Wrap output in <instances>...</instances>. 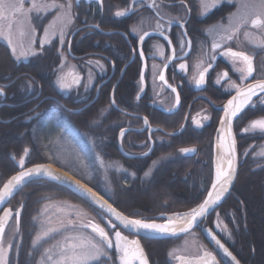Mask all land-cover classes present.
Returning a JSON list of instances; mask_svg holds the SVG:
<instances>
[{"label": "snow or ice", "instance_id": "obj_1", "mask_svg": "<svg viewBox=\"0 0 264 264\" xmlns=\"http://www.w3.org/2000/svg\"><path fill=\"white\" fill-rule=\"evenodd\" d=\"M88 2L91 3L92 0H88ZM96 2L100 7H103L104 0H96ZM197 2L198 14L206 17L224 0H197ZM227 2L234 4L236 11L227 17L226 25L221 22L206 29L208 35L213 36L214 39L209 51L203 52V47L201 48L203 56L196 62L195 68L197 71L192 76L195 86L202 88L206 83L209 70L214 66L213 62L219 55L224 56L230 62L232 69L240 74L239 79L242 82L240 84L236 83L235 80L229 77L227 71L220 73L215 81L217 84H220L222 80L229 81L227 88L229 91L234 89L235 95L224 106V119L220 121L221 136L218 144V147L223 150V155L218 158L215 181L211 184V190L207 192V198L198 207L191 209V211L177 213V219L169 217L166 223L149 222L145 219H132L117 211L111 203L97 195L91 187L82 184L80 180L73 179L68 172L58 173L54 171L52 163H38L33 167L25 168V157L29 155V149L25 148L23 156L18 160L21 170L18 174L11 176L7 183L3 185V189L0 190V206L4 205L12 197L13 192L17 188L22 187L29 181L41 182L44 178H47L60 184L72 183L78 191L84 193L94 204L98 205L101 211L97 214L102 218L105 215L108 217L107 227L109 230H112V235H110L109 231L99 223L91 220L84 222L80 217L87 216V213L82 210L76 213L75 218L69 215L66 220L61 221L56 227H48L45 221H41V231L33 241V248L40 245L42 241L48 242L50 239H55V243H52L50 247L44 248L43 254L40 256L37 264H114V254L118 255L119 264H149L148 257L140 244V240H129L120 230H117L118 225L113 222L112 217H115V220L119 221L123 228L130 229L136 235H139L142 231L147 234L171 236H176L178 232L191 233L198 222L205 217L208 210L217 205L224 197V194L229 191L230 186L236 178L237 160L236 139L232 132V121L245 108L249 106L255 108L257 104L264 105V0H227ZM79 3L80 0H28V6L26 7V0H0V37L7 41L11 47V53L17 61L21 60V58L27 60L29 56H37L40 54V51L34 47L37 36V25L34 21H38L41 16H47L49 13H52L53 18L47 27L43 29V40L40 43V50L43 49L45 44H51L56 36L59 37L60 45L63 46L69 30L75 23L77 15L75 5ZM173 6H177L175 15L171 12ZM141 8L150 9L155 15L142 13L140 12ZM191 11L192 9L188 7L186 0H167V2L166 0H147L146 3L145 0H140L139 4H137V0H130V3L126 4L122 9L116 10L114 13L116 17H126L130 13L138 15V23L132 27V32L139 37L140 45H143L146 38L159 35L171 46L172 40L169 39L166 32L171 31L173 23L179 25L183 30L178 41L179 54L177 53V48L172 47L171 55L165 57L164 46L160 44L154 45L158 54L164 59V63L160 69H157V66L153 65V84L155 85V81L158 78L163 86H166L175 94L174 107L180 104V92L177 90V87L168 82L165 72L172 61H178V67L181 72L187 73L188 71V63L184 61V57L191 51L192 39L189 37L188 29L185 25L189 23L188 17ZM165 15L168 16L167 28L165 24L161 23L165 19ZM93 27L99 28L100 25L96 24ZM252 30H257L259 34L254 36ZM14 35L17 37L15 40L13 39ZM240 35H243L248 43L253 46L251 50L243 47L241 42H239ZM234 41L237 42V50L233 48L232 42ZM68 47H71L70 42ZM133 51H136V49H133ZM139 55L141 57L144 56L142 48L139 50ZM257 55L260 56L259 64L254 63ZM60 56L64 61L67 60L63 52L60 53ZM88 63H95L101 69L104 67L99 61H88ZM64 67L65 64L60 63L57 69L55 83L58 88L61 91H66L70 90L74 85L78 87L82 77L74 73H65L63 71ZM145 68H147L146 63ZM254 74L256 75L254 76ZM69 76L72 77L71 82L68 80ZM250 78L254 82L243 83L244 81H249ZM88 82H92L91 73H89ZM140 84V92H143V74L140 76ZM25 88L37 98L42 94V90L40 92L36 91L39 85L34 86L31 80L26 81ZM114 92L115 89H113V98L111 100L113 105L116 104ZM5 95V88L0 87V97ZM254 97H259V99L254 101ZM136 99L139 100L140 96L137 95ZM39 107L40 104L37 103L31 109L37 117L40 116ZM65 110L71 111V109ZM168 110L171 111L172 109ZM205 119H208V117H205ZM225 121H227L226 130ZM143 124L146 127H151L148 117L143 118ZM198 126L202 127L203 125L198 123ZM257 130L261 135H264V118L253 120L248 127L243 128L245 133L256 132ZM33 132L39 139L37 131L34 129ZM127 132H129L127 128L119 130L121 145L124 143ZM72 135H74V130L67 129L61 125L57 130V135L48 139V143L44 147L48 149L46 155H48L49 161L61 158L66 160L68 158V154L74 147L69 139ZM100 143H103V138H101ZM53 144L58 148L55 154L49 149V145ZM90 144L99 166L104 169L106 182L111 183L107 175L109 165L104 156L99 151H96L100 145L97 144L95 139L91 138ZM195 151V148L190 147L180 149V152L185 154ZM247 154L245 152V155ZM143 155L147 156L148 152H144ZM259 155L264 157V150H261ZM12 158L16 159L15 155ZM74 158L80 166L84 168L88 167L79 151L75 152ZM156 164L157 161H153V167ZM225 164L227 165L226 167H224ZM116 167L121 172L128 171L123 165H116ZM151 171L152 169L149 168L145 171L144 175L146 177L149 176ZM131 175L135 176V173L133 172ZM64 203L68 204L67 201ZM68 207L76 208L77 206L68 204ZM21 210H17L14 214V228L6 245L5 229L8 227L9 221L13 219V211L11 208L4 209L3 216H0V264H9L8 255L13 250L11 240H14L16 238L15 234L20 232ZM46 211L47 205L44 209V212ZM178 221L182 223V226L179 228L177 227ZM221 223L218 217L217 227H220ZM86 229H91V233L94 235L87 234L84 231ZM222 230L227 232V225H224ZM208 232L216 245L223 250L225 256L230 257L234 264H240L232 252L212 233V230L208 229ZM228 234L229 236L231 235L230 232ZM201 249L202 255H199L194 262L186 261L183 256L177 255L179 250L176 249L170 255L181 260L183 264H221L211 251L203 246H201ZM16 255L19 256L18 251Z\"/></svg>", "mask_w": 264, "mask_h": 264}, {"label": "flooded vegetation", "instance_id": "obj_2", "mask_svg": "<svg viewBox=\"0 0 264 264\" xmlns=\"http://www.w3.org/2000/svg\"><path fill=\"white\" fill-rule=\"evenodd\" d=\"M146 2L147 0H145ZM186 2L188 7L192 9L188 17L189 23L185 25L188 29V35L192 39L191 51L184 57V61L188 63V71L187 73L181 72L178 67V61H172L165 72L168 82L177 87L180 92L179 106L174 107L175 94L166 86H163L158 78L155 81V85L153 84V65L160 69L164 63V59L158 54L154 45L160 44L164 46L165 57L171 55L172 47H176L179 54L178 41L183 31L179 25L173 23L171 31L166 32V35L172 40L171 46L159 35L146 38L143 45H140L139 37L132 32V27L138 23V15L130 13L126 17H116L114 14L116 10L122 9L126 4L130 3V0H104L103 7H100L96 2L87 4L81 1L75 5L77 13L75 23L69 30L63 46L60 45L59 37L56 36L51 44H45L43 49L40 50V43L43 40V29L50 23L53 14L49 13L47 16H41L38 21H34L37 25L38 35L36 39L38 43L35 44V47L39 48L40 54L31 56L28 58L29 60L22 61H17L12 55L16 61L17 69L8 76H4V72H0V87L5 88L6 92L5 96L0 97V112L5 108L16 109L25 105H30V109L25 113L17 114L9 120H2L1 118L0 120L7 123L28 113H34L31 109L37 103L41 107L45 102L51 101L58 108L71 109V111L67 112L72 113L82 112L101 103L104 99L109 104H106L105 108L103 107V111L112 108L121 115V124L117 126V131L119 132L121 128L129 129V132L125 134V148L121 145L118 134L117 144L119 150L116 153L117 157L125 160L126 169L128 170L126 172L128 186L143 188L147 183H151L163 169L171 172V181H176L179 178L176 166L183 160L193 162L196 165L201 163L206 166L208 165L206 158L208 159L210 156H212L211 171L213 172V177L211 178L213 182V159L217 130L223 117L224 106L235 95L234 89L229 91L227 88L229 81L222 80L220 84L215 81L220 73L227 71L229 77L235 80L236 83L240 84L242 82L239 79L240 74L232 69L230 62L224 56L219 55L213 62L214 66L209 70L206 83L202 88L195 86L192 76L197 71L195 68L196 62L203 56V52L209 51L214 39L213 36L208 35L206 29L221 22L226 25L227 17L236 11V6L224 0L205 17L198 14L197 0H186ZM139 3L140 0H137V4ZM140 12L155 15L150 9L141 8ZM171 12L175 15L177 6H173ZM167 19L168 16L165 15V19L161 21L166 28ZM96 24L100 25V27H93ZM252 32L254 36L259 34L257 30H252ZM69 42L71 44L70 48L68 47ZM239 42H241L243 47L250 50L253 48L243 35H240ZM0 43L7 45L2 40H0ZM232 43L234 50H237V42L234 41ZM202 47L203 52L201 51ZM86 48L92 49V51L82 53ZM141 48L144 52L143 57L139 55ZM133 49H136V51H133ZM61 52L67 57L66 61L61 58ZM259 60L260 56L257 55L254 63L259 64ZM88 61H99L104 67L101 69L95 63L89 64ZM60 63L65 64L63 69L65 73H74L82 77L78 87L74 85L70 90L66 91H61L58 88L55 80ZM145 63L147 68H145ZM21 66L24 68H21ZM35 73L45 76L48 94H43L42 84L36 79ZM89 73H91L92 77L91 83L88 82ZM141 74L144 75L143 92H140ZM2 79L9 81L4 82ZM71 79L72 77L69 76V82H71ZM28 80H31L34 86L39 85V88L36 89L37 92L42 90V94L38 98L25 88V83ZM249 82L254 81L250 78L249 81H244L243 83ZM113 89H115V105L111 103ZM20 93H26L22 101L17 99ZM137 95L140 96L139 100L136 99ZM170 108L172 109L171 111L168 110ZM144 117H148L151 124L150 128L144 126ZM205 117H208V119H205ZM198 123L203 126H198ZM130 133L133 134L129 135ZM171 139L178 140L176 144H182L178 148H167L172 142ZM184 140L186 141L185 143L179 142ZM184 147L195 148L196 151L192 154L180 152V149ZM146 151L148 152L147 156L143 155ZM153 161H157L155 167H153ZM149 168L152 171L146 177L144 173ZM133 172L135 176L131 175ZM98 212L94 209L93 222L105 227L109 234L112 235V230L107 227V218L105 216L102 218L97 214ZM212 215L206 222L199 224L191 233L183 236L162 240L139 238L148 257L149 264H152V261L148 252L154 251V254H156L155 246L157 242L176 240L177 244L171 248V253L174 249L178 250L182 242L191 237L195 238L196 242L200 241L203 243L204 248L211 251L221 264H232L217 250L216 246H213L204 238L201 232L204 227L211 228L235 255L222 237L221 226L217 227L218 216L216 215L210 219ZM140 219L164 222L165 215L160 214ZM117 230H120L129 240L136 239L135 236L128 234L120 227ZM84 231L87 234L94 235L90 229ZM199 255H202V249L197 254L184 257L197 258ZM115 256L117 264H119L118 255L115 254ZM235 256L240 264H245L242 258ZM169 260L171 264H179L180 262V260H177L173 263L170 254Z\"/></svg>", "mask_w": 264, "mask_h": 264}, {"label": "trees", "instance_id": "obj_3", "mask_svg": "<svg viewBox=\"0 0 264 264\" xmlns=\"http://www.w3.org/2000/svg\"><path fill=\"white\" fill-rule=\"evenodd\" d=\"M91 51L92 49L86 48L82 53ZM21 68L24 67L21 66ZM16 69V61L10 48L0 43V72L8 76ZM35 74L36 79L42 84L43 94H48L45 76ZM2 81L9 80L2 79ZM25 96L26 93H20L17 96L18 101H22ZM106 104L109 103L103 99L101 103L82 112L70 113L61 107H56L53 102L47 101L38 109L39 117L35 113H28L11 122L5 123L0 120V188L11 176L21 170L18 160L27 148L29 155L25 157V168L38 163H52L84 182L109 200L115 208L132 218L188 212L201 204L212 184V156L206 158L208 160L206 166L183 160L176 166L179 177L176 181H171V172L163 169L151 183H147L143 188L128 186L126 172H121L116 167V165H123L126 168L125 160L116 155L119 150L117 126L121 124V115L112 108L103 111ZM29 109L30 105L16 109L5 108L0 112V118L9 120ZM262 118H264V105L257 104L255 108L252 106L247 108L236 120L239 152L238 179L231 197L210 218L217 215L222 222L221 225H227L232 230L237 243L231 245L225 241L245 264H264V157L259 155L261 150H264V135H261L258 130L248 133L243 131V128L248 127L251 121ZM61 125L74 130V135L69 137L74 146L71 151L72 158L66 164L59 159L49 161L46 155L48 149L44 147L49 138L57 135ZM34 129L39 134V139L34 135ZM90 138L95 139L100 145L96 151L104 156L109 165L107 175L111 183L105 180L104 169L99 166L95 158ZM101 138H103L102 144ZM171 141L167 148H178L182 144H176L178 143L176 139ZM123 146L126 147L125 142ZM49 149L53 154L58 151L54 144L49 145ZM76 151L80 152L88 165L87 168L80 166L75 160ZM245 152L248 154L245 155ZM13 155L16 159L12 158ZM51 201H68L95 214L94 209L86 201L63 185L48 180L29 183L8 204L15 211L23 206L20 232L16 233L12 243L13 250L8 255L9 264H37L44 248L55 243V239H50L36 248L32 246L40 226L41 209ZM14 221L15 219L9 225L5 237L11 228H14ZM176 244V240L157 242L156 254L154 251L148 252L152 264H171L169 254ZM17 251L19 256L16 255ZM113 259L114 264H117L115 254Z\"/></svg>", "mask_w": 264, "mask_h": 264}, {"label": "water", "instance_id": "obj_4", "mask_svg": "<svg viewBox=\"0 0 264 264\" xmlns=\"http://www.w3.org/2000/svg\"><path fill=\"white\" fill-rule=\"evenodd\" d=\"M81 1H83V2H86L87 4H91V3H95L96 2V0H92V2L91 3H89L88 2V0H80V2ZM97 3V2H96ZM223 111H224V108H223ZM237 118L238 117H236V118H234L233 119V121H232V132H233V135L235 136V139H236V153H237V160H236V178H235V180L233 181V184L230 186V188H229V191L227 192V193H225L224 194V197L221 199V201L217 204V205H215L214 207H212V208H210L209 210H208V212L206 213V215H205V217H203L202 219H201V221H199L198 222V224H197V226L195 227V228H193L192 229V231L193 230H195L198 226H199V224H201V223H203V222H206L207 221V219L213 214V213H215L219 208H221L225 203H226V201L231 197V195H232V193H233V190H234V187H235V184H236V182H237V179H238V174H239V153H238V143H237V138H236V134H235V122H236V120H237ZM224 119V113H223V117H222V119L221 120H223ZM225 125L227 126V121H225ZM220 129H221V123H220V125H219V127H218V130H217V135H216V139H215V151H214V159H213V166H214V179H213V182L215 181V175H216V166H217V159H218V152H217V150H216V143L218 142V140H219V136H220V134H221V132H220ZM192 153H194V152H191L190 154H192ZM35 166V165H34ZM31 167H33V166H31ZM53 170L54 171H57L58 173H63V172H66L65 170H63V169H61V168H59V167H57V166H55V165H53ZM18 174V173H17ZM69 174V173H68ZM16 175V174H15ZM70 176H72L73 177V179H77V180H79L78 178H76V177H74L73 175H71V174H69ZM11 178V177H10ZM9 178V179H10ZM8 179V180H9ZM7 180V181H8ZM43 180H48L47 178H44ZM7 181L5 182V183H7ZM48 181H51V180H48ZM31 182H33V181H29V182H26L22 187H20V188H17L14 192H13V195H12V197L8 200V201H6V203L4 204V205H2V206H0V216H3V210L4 209H7V208H11V207H9L8 206V204H9V202L18 194V193H20L22 190H24L26 187H27V185L29 184V183H31ZM52 182H55V183H58V184H60L59 182H56V181H52ZM80 182L82 183V184H85L84 182H82L81 180H80ZM212 182V183H213ZM4 183V184H5ZM3 184V185H4ZM3 185H2V187L0 188V190H2L3 189ZM60 185H63V186H65V187H67L68 189H70L71 191H73L74 193H76V194H78L84 201H86L92 208H94V209H96L97 211H101L100 209H99V207H98V205H96V204H94L92 201H91V199L89 198V197H87V196H85L84 195V193H82V192H80V191H78V189L74 186V184H72V183H65V184H60ZM88 186V185H87ZM89 187V186H88ZM210 190H211V187H210ZM209 190V191H210ZM93 191H95V190H93ZM96 192V191H95ZM97 193V192H96ZM97 195H99V196H101L104 200H107L104 196H102L101 194H99V193H97ZM206 198H207V196H206ZM205 198V199H206ZM109 203H111L109 200H107ZM112 204V203H111ZM114 207V206H113ZM21 208H22V210H21ZM12 209V208H11ZM117 209V208H116ZM18 210H21V215H22V212H23V206L22 207H20ZM12 211H13V219L12 220H10L9 221V223H8V227H9V225L13 222V220L15 219V210H13L12 209ZM117 211H119L118 209H117ZM119 212H121V211H119ZM122 213V212H121ZM123 215H125L124 213H122ZM21 215H20V220H21ZM127 216V215H126ZM105 217L108 219V217L105 215ZM129 217V216H128ZM129 218H132V217H129ZM132 219H135V218H132ZM112 220H113V222L114 223H116L117 225H118V227H120L122 230H124L125 232H127L128 234H131V235H133V236H135L136 237V239H139V238H148V239H155V240H162V239H169V238H175V237H179V236H183V235H185V234H188V233H179L178 232V234L176 235V236H171V235H161V234H147V233H145V232H141L139 235H136L133 231H131L130 229H125V228H123V226L122 225H120V222L119 221H117V220H115V217H112ZM149 222H152V221H149ZM155 222H157V221H155ZM158 223H162V222H159L158 221ZM8 227L5 229V234H6V231H7V229H8ZM208 229H211V228H202L201 229V232H202V234H203V236H204V238L208 241V242H210L213 246H216V248H217V250L222 254V255H224L225 256V254H224V252H223V250L221 249V248H219L217 245H216V243H215V241L212 239V236L211 235H209V232H208ZM91 230V229H90ZM212 230V229H211ZM212 233L213 234H215V232L212 230ZM216 235V234H215ZM217 236V235H216ZM217 238L219 239V237L217 236ZM221 243H223L222 241H221ZM140 244H141V242H140ZM224 244V243H223ZM225 245V244H224ZM141 246H142V244H141ZM143 247V246H142ZM225 247H227L226 245H225ZM228 248V247H227ZM229 249V248H228ZM229 251H231L230 249H229ZM232 252V251H231ZM233 254V253H232ZM214 255V254H213ZM234 255V254H233ZM215 256V255H214ZM235 256V255H234ZM232 264H234V262L231 260V258L230 257H227V256H225ZM236 257V256H235ZM185 258V260L186 261H195L197 258H186V257H184ZM238 260V259H237ZM179 264H183V262L180 260V262H179Z\"/></svg>", "mask_w": 264, "mask_h": 264}, {"label": "rangeland", "instance_id": "obj_5", "mask_svg": "<svg viewBox=\"0 0 264 264\" xmlns=\"http://www.w3.org/2000/svg\"><path fill=\"white\" fill-rule=\"evenodd\" d=\"M26 7L28 6V0H26ZM38 38V35L36 36V39ZM13 39H17V37L14 35ZM0 40L4 41L7 45V41L0 37ZM36 43H38L36 41ZM9 46V45H8ZM10 47V46H9ZM35 47V45H34ZM11 48V47H10ZM37 48V47H36ZM39 50V48H38ZM40 51V50H39ZM31 56H29L30 58ZM24 60L23 58H21V60L19 61H22ZM29 60V59H28ZM259 99V97L257 98V100ZM256 100V99H255ZM250 107V106H249ZM71 158H72V152H70L68 154V158L65 160L63 158L59 159L61 162H64L65 164L70 162L71 161ZM65 201H51L47 204H45L42 209H41V212H40V226H39V230H38V233L41 231V221H45L46 222V226L48 227H56L59 225V223L61 221H64L66 220L69 215H71L73 218H75V215L77 212H80L81 210L85 213H87V216H81L80 219L83 220L84 222H88L89 220L91 221H94V214L88 212L87 210H84L81 206H77L76 208H69L68 207V204H71V205H75L71 202H68V204H65L64 203ZM47 205V211L44 212V209H45V206ZM199 206V205H198ZM197 206V207H198ZM196 208V207H195ZM191 211V210H190ZM43 213V215H42ZM174 214H177V213H174ZM168 215H171V214H168ZM166 216V215H165ZM223 226L224 225H221V228L223 229ZM227 229L228 231H223L222 230V237L228 242L230 243L231 245L237 243L236 241V237H234L233 235V232L232 230L227 226ZM12 230H13V227L11 228V230L8 232V234L6 235L5 237V245L9 242V236L12 234ZM231 233V235L229 236L228 233ZM37 233V234H38ZM16 235V234H15ZM55 235V234H54ZM36 237V236H35ZM35 240V238H34ZM33 240V241H34ZM240 241V240H239ZM238 241V242H239ZM14 240H11V243H13ZM43 242V241H42ZM41 242V243H42ZM41 245V244H40ZM40 245H37L36 247L40 246ZM33 246V245H32ZM201 246L204 247V244L201 243L200 241L196 242L195 238H187L186 240H184L181 244V247L178 249L179 251L177 252V255H180V256H187V255H193V254H197L199 253L200 249H201ZM35 247V248H36ZM172 258V261L173 263H175L178 259H176L175 257L171 256Z\"/></svg>", "mask_w": 264, "mask_h": 264}, {"label": "bare ground", "instance_id": "obj_6", "mask_svg": "<svg viewBox=\"0 0 264 264\" xmlns=\"http://www.w3.org/2000/svg\"><path fill=\"white\" fill-rule=\"evenodd\" d=\"M258 97H254L253 98V100H255V99H257ZM248 108V107H247ZM247 108H245L244 109V111L247 109ZM243 111V112H244ZM242 112V113H243ZM242 113H240L237 117H239ZM225 130H226V125H225ZM220 136H221V134H220ZM220 136H219V140H218V142L216 143V150H217V152H218V158L219 157H221L222 155H223V150L220 148V147H218V144H219V142H220ZM227 138V137H226ZM217 161H218V159H217ZM227 165L225 164L224 165V167H226ZM216 168H217V166H216ZM169 217H171V218H173V219H177V217H176V214H171V215H166L165 216V221L164 222H162V223H166L167 221H168V218ZM156 223H158V222H156ZM180 226H182V223L181 222H177V227L179 228Z\"/></svg>", "mask_w": 264, "mask_h": 264}]
</instances>
